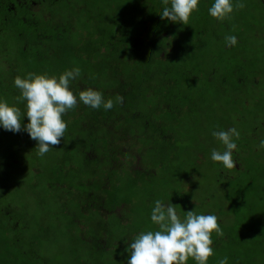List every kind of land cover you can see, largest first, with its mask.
Returning a JSON list of instances; mask_svg holds the SVG:
<instances>
[{"label":"rangeland","instance_id":"rangeland-1","mask_svg":"<svg viewBox=\"0 0 264 264\" xmlns=\"http://www.w3.org/2000/svg\"><path fill=\"white\" fill-rule=\"evenodd\" d=\"M134 3L58 0L50 7L44 5L42 11L51 14V25L56 27L51 44L69 50L60 49L57 61H71L81 69L76 57L84 58L94 44L114 42L121 49V42H127L132 57L130 61L121 57V72L132 77L131 82L140 80L141 88L149 80L151 91L119 115L122 127L128 125L127 132L122 127L114 132L128 140L109 146L104 154L110 158L102 161L101 170L112 182L103 190L108 191L105 212H82L84 204L75 198L84 197L81 181L89 172L86 160L84 166L74 163L75 177L66 180L71 167L58 151L40 157L28 146L32 141L0 129V264H127L125 249L135 237L158 229L150 220L157 199L177 206L181 218L191 210L219 218L223 236L212 234L215 254L208 264H218L225 256L228 264H264V0H243L244 7H236L224 21L209 15L213 0H200L199 11L188 23L192 36L177 37V53L151 62L148 69H134V63L144 62L142 58L136 62L131 40L140 31L130 22L137 8ZM17 16L25 17L21 12ZM11 24L26 41V34H33L14 20ZM38 29L41 32L42 26ZM197 29L208 31L195 35ZM57 32L62 33L61 41L55 39ZM148 34L146 30L138 39L145 40ZM229 35L237 37L236 46L226 45ZM29 42L14 43L13 50ZM38 67L35 62L20 72L46 74ZM96 68L100 75L84 67L100 89L111 91L120 85L108 74L110 70L103 74L102 68ZM66 69L67 63L60 67L52 63L50 76L58 77ZM0 98L15 105L5 94ZM77 106L67 113H76ZM64 120L72 124L71 116L65 115ZM158 126L160 132H150ZM231 127L240 133L233 150L235 169L240 170L235 174L211 159L213 149L224 150L212 132ZM114 132L104 131L101 143L116 136ZM155 133L161 135L157 138ZM157 139L166 141L157 146L162 151L148 155L147 149H154ZM15 142L26 153L11 157L19 147ZM72 181L76 186L71 190L60 186ZM187 264L196 262L189 258Z\"/></svg>","mask_w":264,"mask_h":264},{"label":"trees","instance_id":"trees-1","mask_svg":"<svg viewBox=\"0 0 264 264\" xmlns=\"http://www.w3.org/2000/svg\"><path fill=\"white\" fill-rule=\"evenodd\" d=\"M16 1V5L12 4L10 0L0 2V12H2L0 14V35L3 37V39L0 40V64L4 65L0 70V95H7L9 100L15 101V106L19 107L22 112H25V103H17L15 100V97L20 95V90L14 86V79L17 76L24 77L26 75L20 72L21 68L29 64L34 65L35 62H38V71H45V73L50 76V65L52 63H55V66L58 67L64 66L67 63L66 70L72 69L76 66L72 64L71 61H57V57L59 56L58 51L60 49L69 50L64 46L61 47V45L55 46L51 44V41L54 40L56 27L51 25V14L42 11V9L44 8V5L48 4V7H50L51 5L49 4L52 3L54 5L58 0H35V6L29 5V2L24 5L18 4V0ZM134 4L137 8H134V16L131 17L130 22L133 26L132 21H134V26L139 27L140 31L136 32L137 38L131 40L134 44L133 48L136 50L134 56L136 62H139L141 58L144 61L139 66L133 62L134 69H142L143 67L144 69H148L151 62L158 61L159 58L164 59L165 57H170L172 53H177L176 50L180 48L178 45L180 40L178 41L176 38L192 36V32L190 31L191 27L190 24L182 25L180 23L170 22L166 18L162 19L160 14L165 6L163 0H135ZM17 12L24 13L25 17L17 16ZM20 17L21 19H19ZM13 20L20 25H24L26 32L33 33L26 34L28 36V41H30V45L24 44L23 47L13 50L14 43L19 41L22 42V44L24 41L28 43L21 32L14 30V28L13 30L10 28L14 27L11 24L13 23ZM40 25L42 26L41 32L38 29V26ZM146 30L149 34L144 36L145 40H147L145 42L144 39H138V36L143 34ZM207 31L197 29L195 35L201 34L204 36ZM22 37H24V40ZM55 39L61 41L62 33L57 32L55 34ZM144 46L148 47L142 48ZM128 52L129 48L127 42H121V49L119 46L117 47L114 42L106 44H100L99 42V44H94L93 47H90V53L88 55L85 52L84 58L76 57L77 61H80V66H83V68H81L80 77L71 82L70 87L74 94H77L80 90L92 88L101 91L104 94L105 100L109 98L115 99L117 95L124 98L123 103L116 104L114 106L115 109L108 111H105L103 108L92 109L83 103H78L77 105L79 106H77L76 113L73 112L71 115L69 113L65 114L66 116H71L70 122L72 124L67 122V129L64 137L61 138V143L53 146V151H58L62 155L61 158L65 157L68 159V165L71 169L69 168L70 175L66 176V180L75 177V175H73L74 172H72L76 170L74 163L79 162L84 166V161L86 160L87 162L86 167L89 172L84 176V181H81L84 184V197H75L80 200L81 204H84L80 209L82 212H90L92 209L95 210V213H97L96 210H102L105 212V196L108 194V191L103 190L108 189L112 182L111 177L104 176L103 171L101 170L103 167L101 165L102 161L105 163V161L108 160L107 158H110L106 157L104 154L106 151L110 150L109 146L114 144L118 147L120 141L128 140L127 137L120 138L119 133L114 132L120 130V127L123 126V124L120 123L121 117L119 115L129 112L131 106L136 102V99L140 101L142 97L145 98L151 91L149 80H147V85L144 88H141L138 85V83H141L140 80L137 79L134 82H131L129 79H132V77L128 76L127 73L123 74V71L121 72V57L126 61L131 60L132 53ZM134 52L135 51H133V53ZM115 66L116 70H113ZM84 67H92L95 73H98L96 72V67L102 68L103 74H107V71L110 70L108 74L111 72L120 85L114 89L111 88V91L109 89L102 90L98 87V81L92 74H87ZM134 69L131 71L132 74L136 71ZM98 74L100 75V73ZM144 92L146 94H144ZM171 93H173V95L170 97L173 100H176L177 97L175 92ZM134 94L139 95L134 96ZM184 100L188 102L187 99L184 98ZM102 112L103 114H101ZM26 123H28V120L25 116L22 118V124ZM125 128H128V125L122 127V129ZM160 128V126L156 129L150 128V132H157ZM106 130L114 132L116 136L105 138V142L101 143V134ZM126 132L127 130L125 129V133ZM155 135L157 137L160 136L161 133H155ZM20 136L29 139L30 142L32 141V144L27 143L28 146H31L35 151L37 150L36 141L32 140L27 132L20 131L15 133L14 138H20ZM157 140L159 143H157V145L155 143L153 144V146H155L154 149H151L152 146H150L149 150L147 149L148 155H156L162 151H159L157 146H162L166 141L160 139ZM14 144L18 145L16 142ZM18 146L17 150L10 153L11 157H19L23 153H26V149L23 146ZM78 154L80 155V158H77ZM59 162L63 163L64 159H60ZM114 167L116 168L115 163ZM232 171L234 172L233 174H235V171L239 172L240 170L234 168ZM62 174L63 172H58V175ZM60 186L66 187V190H71L76 185L73 184L72 181ZM58 202H62L61 199L58 198ZM8 211L11 212V209L9 208Z\"/></svg>","mask_w":264,"mask_h":264},{"label":"clouds","instance_id":"clouds-1","mask_svg":"<svg viewBox=\"0 0 264 264\" xmlns=\"http://www.w3.org/2000/svg\"><path fill=\"white\" fill-rule=\"evenodd\" d=\"M165 5L160 14L173 23L188 25L194 12L199 11L200 0H163ZM236 7H244L243 0H213L208 9L209 15L224 21L233 14ZM227 46H236L235 35L226 36ZM81 69L73 67L58 77L29 72L24 77L17 76L14 86L20 90L15 97L17 103H25L26 111L10 105L0 98V129L18 133L25 131L36 141V154L45 156L61 143L67 129L63 116L78 103L92 109L111 110L124 98L105 100L101 91L92 88L74 94L70 85L79 78ZM27 117L28 123L22 124ZM212 135L224 146V150L213 149L211 159L221 162L226 169H234L237 161L233 159V150H237L236 139L240 133L235 127L213 131ZM151 222L157 230L141 231L125 251L127 264H187L192 258L196 264H208L214 253L212 234L223 236V229L215 214H197L194 210L186 212L184 218L177 213V206L157 199L150 214ZM227 256L220 258L218 264H228Z\"/></svg>","mask_w":264,"mask_h":264},{"label":"flooded vegetation","instance_id":"flooded-vegetation-1","mask_svg":"<svg viewBox=\"0 0 264 264\" xmlns=\"http://www.w3.org/2000/svg\"><path fill=\"white\" fill-rule=\"evenodd\" d=\"M37 1V0H36ZM36 1L35 0H18V4H26V3H28L29 5H31V6H35L36 5ZM40 1V0H39ZM234 155H236L237 156V154H234ZM237 170V169H236Z\"/></svg>","mask_w":264,"mask_h":264}]
</instances>
